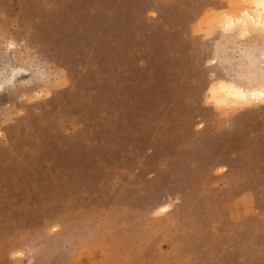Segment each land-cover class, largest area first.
Instances as JSON below:
<instances>
[{"label":"rangeland","instance_id":"rangeland-1","mask_svg":"<svg viewBox=\"0 0 264 264\" xmlns=\"http://www.w3.org/2000/svg\"><path fill=\"white\" fill-rule=\"evenodd\" d=\"M248 2L0 0V264H264Z\"/></svg>","mask_w":264,"mask_h":264},{"label":"bare ground","instance_id":"bare-ground-1","mask_svg":"<svg viewBox=\"0 0 264 264\" xmlns=\"http://www.w3.org/2000/svg\"><path fill=\"white\" fill-rule=\"evenodd\" d=\"M248 1L247 10H245V13L239 19L238 17H233L232 14L229 16L227 14L225 18L229 27H241L244 34L251 33L253 29L257 31L264 30V0ZM210 93L211 98L220 104L240 105L250 104L253 101L264 102V86L247 90L233 83L217 81L210 88ZM167 209V207H164L162 210L167 211Z\"/></svg>","mask_w":264,"mask_h":264}]
</instances>
